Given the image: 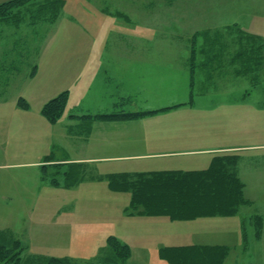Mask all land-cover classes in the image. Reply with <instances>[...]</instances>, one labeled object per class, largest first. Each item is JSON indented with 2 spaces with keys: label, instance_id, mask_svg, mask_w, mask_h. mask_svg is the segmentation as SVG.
Segmentation results:
<instances>
[{
  "label": "rangeland",
  "instance_id": "obj_1",
  "mask_svg": "<svg viewBox=\"0 0 264 264\" xmlns=\"http://www.w3.org/2000/svg\"><path fill=\"white\" fill-rule=\"evenodd\" d=\"M36 11L24 7L18 20L0 24V61L16 58L19 74L32 67L36 70L24 85H3L0 78V231L19 240L29 255L92 260L107 238L116 236L132 250L125 264H169L160 258V248L193 244L229 247L224 264H264V0H65L55 22L35 16ZM92 35L94 50L102 46L161 50L171 54L168 59L184 63L188 73L189 48L195 40L197 109L187 114L162 112L143 127L203 129L208 130L210 143L214 138L240 146L239 151L216 155L232 153L242 158L238 170L248 204L236 215L186 221L130 215L126 213L130 193L114 192L105 178L96 177L129 167L159 168L155 165L159 159L89 164L70 160L117 149L101 148L98 143L92 147L95 140L84 133L88 121L67 122L70 114H92ZM213 36L216 47L201 48ZM128 57L127 69L135 59ZM247 58L251 70L244 72ZM232 70L238 77L225 89L218 79L225 80ZM64 91H68L66 108L51 124L41 110ZM20 98L28 108L18 105ZM97 136V142L108 138ZM52 153L55 163L49 164L59 168L49 167V172L62 174L73 166L74 173H84V180L70 187L42 180L43 160ZM252 215L263 217L259 240L249 223Z\"/></svg>",
  "mask_w": 264,
  "mask_h": 264
},
{
  "label": "trees",
  "instance_id": "obj_2",
  "mask_svg": "<svg viewBox=\"0 0 264 264\" xmlns=\"http://www.w3.org/2000/svg\"><path fill=\"white\" fill-rule=\"evenodd\" d=\"M64 4L65 0H9L0 4V24L18 20L22 16L20 13L24 7L37 8L35 16L55 22ZM240 31L242 32V30ZM218 35L219 33L214 35L216 39ZM203 36L205 37V33ZM214 36L212 40L209 39L201 45V48L214 49L217 43L213 40ZM14 49L15 47L12 48V50ZM189 54L192 60L189 66L191 92L188 103L160 110L118 112L110 115L85 117L113 122L134 121L171 111L183 105L191 106L194 99V79L198 68L195 62L197 56L195 40L192 41ZM7 61H0V69L2 66L3 68L9 66V64L15 68L16 58H8ZM67 102L68 91H64L44 105L41 110L42 115L51 124H56L63 115ZM18 105L22 108H28V104L22 98L18 100ZM241 160V156L227 153L215 156L209 167L204 170L121 172L96 178H105L109 189L114 192L130 193L131 202L129 208L126 209V213L130 215L163 216L172 221L217 216L227 217L236 215L243 206L248 204L245 198V184L238 170ZM44 162L48 165L41 166L42 180H48L53 186L70 187L85 178L84 173H74L72 171L73 166H70L62 174L59 171L49 172V167L59 168L57 164H49L54 162L52 156H47ZM249 223L254 228V238L259 240L263 231V217L252 215L249 217ZM247 239L244 221L243 242L245 245ZM229 252L230 248L224 245L165 246L159 249V256L169 264H224ZM131 255L130 246L116 236H109L99 256L92 258V260L77 261L69 257L29 255L24 252L19 240H14L6 232L0 231V264H125Z\"/></svg>",
  "mask_w": 264,
  "mask_h": 264
},
{
  "label": "crops",
  "instance_id": "obj_3",
  "mask_svg": "<svg viewBox=\"0 0 264 264\" xmlns=\"http://www.w3.org/2000/svg\"><path fill=\"white\" fill-rule=\"evenodd\" d=\"M7 1L9 0H0V4ZM95 40L92 35V114H70L67 122L74 124V122L81 120L88 121L89 125L87 130L84 128V133L91 135L92 140H95L92 143V147H95L96 143H98L97 145L102 144L101 148L112 146L117 149L116 151L110 150L97 156H84L70 160L85 164H89L91 161L93 163L94 161L120 159L160 160L157 161L159 163L155 164L159 168L144 169L141 166H136L129 167L123 171L130 173L162 170H199L207 168L214 156L219 152L239 151L242 149L240 146L225 145L224 142L214 138L212 139L213 142L210 143L205 133L208 130L194 131L180 127L145 129L143 127L144 124L152 122V120L163 114L148 119L109 123L97 122L93 121L94 119L85 117L112 112L129 113L160 110L188 103L190 99V75L183 65L184 63H178L176 60L167 58L171 56L170 53H165L161 50L150 53L144 48L120 49L117 47L107 48L106 46L94 50ZM252 41L253 39L251 38L249 42ZM251 50L252 48H249L246 51L248 52V57ZM129 54L135 56V59L132 60L133 63L131 62L133 64L131 68L127 69L125 63H130ZM253 54L256 56V51ZM172 55L176 56V53L174 52ZM116 59L117 61L125 60L122 64L121 62H115ZM247 60L248 63L244 67V72L251 70V60L249 58ZM114 68L118 70L116 71ZM0 71L3 85L8 84L10 87L14 83L24 85L27 82H31L34 72H36L35 68L32 67L26 70L24 74L22 71L19 74L10 64ZM233 71L231 75L225 76V80L223 78L218 79L219 84H222L225 89H228L231 82L234 83L235 77H238ZM245 78L255 81V78L252 77L245 76ZM129 105L132 107L129 108ZM196 109L197 104L193 99L191 106L183 105L173 111L187 114ZM40 123L42 124V121ZM200 132L201 137H198L197 135ZM79 134L82 133L79 132ZM97 135L108 138L104 141L98 139L97 142ZM47 156H52L53 160H55L53 153ZM45 158L43 165H48V163L44 162ZM59 161H56V163Z\"/></svg>",
  "mask_w": 264,
  "mask_h": 264
}]
</instances>
